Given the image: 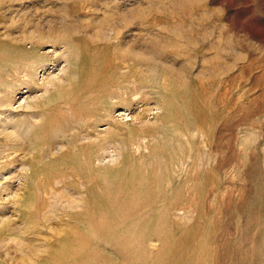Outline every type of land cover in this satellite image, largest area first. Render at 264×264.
I'll return each instance as SVG.
<instances>
[{
    "label": "rangeland",
    "instance_id": "obj_1",
    "mask_svg": "<svg viewBox=\"0 0 264 264\" xmlns=\"http://www.w3.org/2000/svg\"><path fill=\"white\" fill-rule=\"evenodd\" d=\"M0 264H264V0H0Z\"/></svg>",
    "mask_w": 264,
    "mask_h": 264
},
{
    "label": "bare ground",
    "instance_id": "obj_2",
    "mask_svg": "<svg viewBox=\"0 0 264 264\" xmlns=\"http://www.w3.org/2000/svg\"><path fill=\"white\" fill-rule=\"evenodd\" d=\"M39 60H40V58H39ZM28 61H29V60H28ZM28 61H27V62H28ZM37 61H38V59H37ZM27 62H26V63H27ZM28 64H29V63H28ZM33 64H34V63H33ZM33 64H32V65H33ZM39 64H40V63H39ZM41 65H42V64H41ZM41 65H40V66H41ZM30 66H31V65H30ZM33 66H34V65H33ZM31 67H32V66H31ZM35 67H36V66H35ZM38 67H39V66H38ZM27 68L30 69V67H27ZM32 68H33V67H32ZM26 71H27V70H26ZM32 71H33V70H32ZM34 71H35V70H34ZM24 74H25V73H24ZM27 74H28V73H27ZM25 75H26V74H25ZM25 75H24V76H25ZM119 89H121V88H119ZM11 90H12V89H11ZM125 91H126V90H125ZM121 95H122V94H121ZM126 96H127V95H126ZM96 120H97V119H96Z\"/></svg>",
    "mask_w": 264,
    "mask_h": 264
}]
</instances>
